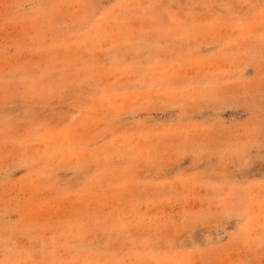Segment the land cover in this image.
Instances as JSON below:
<instances>
[{
    "label": "rangeland",
    "instance_id": "obj_1",
    "mask_svg": "<svg viewBox=\"0 0 264 264\" xmlns=\"http://www.w3.org/2000/svg\"><path fill=\"white\" fill-rule=\"evenodd\" d=\"M0 264H264V0H0Z\"/></svg>",
    "mask_w": 264,
    "mask_h": 264
}]
</instances>
